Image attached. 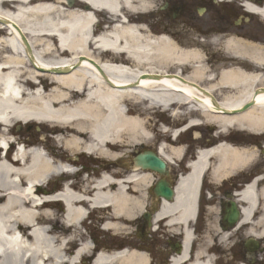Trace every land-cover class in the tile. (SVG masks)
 <instances>
[{
	"label": "bare ground",
	"instance_id": "obj_1",
	"mask_svg": "<svg viewBox=\"0 0 264 264\" xmlns=\"http://www.w3.org/2000/svg\"><path fill=\"white\" fill-rule=\"evenodd\" d=\"M78 3L91 6L93 13L71 7L70 0H0V148L12 150L6 136L14 123L36 122L69 128L65 146L72 153L116 159L120 149L153 141L151 121L142 118L152 111H174L177 119L196 112L217 129V138L233 129L264 136V52L238 39L225 40L221 51L229 62L212 73L199 51L148 33L131 15L138 7L129 0ZM105 22L110 24L106 30L101 26ZM45 76L49 83L38 81ZM188 120V129L201 124ZM158 151L169 163L183 156L180 147L165 143ZM253 153L224 141L200 150L169 211L179 208L184 216L192 215L203 171L209 169L219 181L250 164ZM73 172L39 147L23 145L11 156L0 154V264H77L90 245L66 251L78 235L86 206L109 217L103 230H127L122 225L133 221L137 207L124 183L135 182L134 170L125 173L126 181L117 182L115 190L109 189L113 181L105 174L101 181L82 182L80 191L61 184L56 198L64 206L62 226L56 224L59 205L50 200L55 191L50 184L55 176ZM256 195L252 185L245 190L246 216ZM103 256L94 264L110 261Z\"/></svg>",
	"mask_w": 264,
	"mask_h": 264
},
{
	"label": "flooded vegetation",
	"instance_id": "obj_2",
	"mask_svg": "<svg viewBox=\"0 0 264 264\" xmlns=\"http://www.w3.org/2000/svg\"><path fill=\"white\" fill-rule=\"evenodd\" d=\"M72 1V7H82ZM129 1L138 7L133 13L135 20L152 36L165 38L169 43L201 45L238 39L249 41L255 51L264 52L261 15L264 0ZM188 118L165 120V124L171 129L189 127ZM196 120L201 124L188 129L173 143L172 147L182 149L183 156L168 166L165 174L143 171L133 163L135 182L127 185V193L136 200L137 213L133 221L123 223L130 231L125 237L112 235L88 242L90 250L78 264H93L99 254L110 260L102 264H264V212L260 194L264 190V164L232 169L233 173L219 181L213 180L209 169L203 171L192 201L193 214L186 217L180 209L172 212L168 209L176 206L180 183L191 173L186 170L188 161L195 159L199 150L211 148L217 142L215 129L201 119ZM49 136V153L55 161L75 168L73 175H59V183L91 182L103 174L114 181H125L121 154L112 163L82 152L72 156L65 146L69 128L52 126ZM158 145L155 143L151 151L156 152ZM138 149L133 158L142 153ZM251 185L257 192L256 205L246 216L248 205L243 199ZM110 189L115 190V184ZM107 219L104 214L94 213V227L102 229Z\"/></svg>",
	"mask_w": 264,
	"mask_h": 264
},
{
	"label": "rangeland",
	"instance_id": "obj_3",
	"mask_svg": "<svg viewBox=\"0 0 264 264\" xmlns=\"http://www.w3.org/2000/svg\"><path fill=\"white\" fill-rule=\"evenodd\" d=\"M99 15H102V14H99ZM102 19H103V16H102ZM107 25H109V24H107ZM185 47H187V49H189V48L202 49V51L204 50L207 53L208 50H211L212 52H215V51L218 52L217 48H220L221 46L220 45H217L216 48H215V46H213V48H212V47H210L208 45H205L202 48L199 45H189V46H185ZM220 55H215L214 57L211 58V60H214L215 59L214 61H217V63H218L220 60H222V56H220ZM218 67H219V65H216V66L214 65V68H211L212 69V72L214 73V71H216L218 69ZM167 115H168V112H162V111H156L155 112V111H152V112H149V113L143 115L142 118L144 116H146L147 118H149V120L151 121V124H150V126H148V129L150 131L153 130V132H154V129H156L157 126H159V127L161 126V124H158L157 121L159 123H163L162 119H163V117H166ZM30 125L31 126H34V127L36 126L34 124H30ZM17 126L18 127H21V130H17ZM42 127L45 128V131L48 130V128H49V126H47V125L46 126L42 125ZM161 128H163V126ZM27 129H30V127H28L26 125L22 126L19 123H15L14 126H13V128H12L11 134L10 135L7 134L8 136H6V138H8V139L10 138L11 141H15L16 140L15 142L17 144L19 143V144L26 145V146L28 145L30 147L31 146H33V147H36L37 146V147L42 148L43 147L42 144H44V146H46V147L48 146V142H47L48 138L43 135V132L40 133V132L33 131V128L30 129L29 132H27L28 131ZM170 130H172V129H170ZM235 133L236 132H231L229 134L231 136H233L234 139H238V136H235L236 135ZM154 134L156 135V132H154ZM155 138L151 142H148V143L145 142L144 143L145 144V149H152V147H154V144L155 143L162 144L163 141H164V140L161 141L159 139V136H155ZM244 138H245V136H244ZM40 139H42L44 142H40L39 141ZM248 139H249V141L252 142L250 149H251V151L252 150L254 151V153H253V160H251V161H255V162L264 161V159H262L261 155L259 154L258 148L256 147V146L259 145V143L264 142V136H261L259 138L257 136L255 137L254 135H249V138ZM253 147H255V149H253ZM136 148H137L136 146H132V147H130V149L129 148L128 149H122V150L120 149L119 151H116V153L117 154H120V153L123 154L122 157L124 159L125 165L131 166L130 165V161H131V159H132V157L134 155L133 154V151H135ZM70 183L72 184L73 187L76 188V185L79 186L80 183H82V181H80V182H70ZM51 185H54V184H51ZM57 187L59 188V186H57ZM76 189H78V188H76ZM95 220H98V219L95 218ZM93 224H95V223L89 224V226H90L89 231L90 232L88 230H86V229L85 230H82L83 228L81 227V230L83 231L84 237L87 239L91 235L95 239H102L104 237V234L100 230H98V228L93 227ZM86 231H87V233H86ZM74 247H75V245H72V246H69L68 248L73 250Z\"/></svg>",
	"mask_w": 264,
	"mask_h": 264
},
{
	"label": "water",
	"instance_id": "obj_4",
	"mask_svg": "<svg viewBox=\"0 0 264 264\" xmlns=\"http://www.w3.org/2000/svg\"><path fill=\"white\" fill-rule=\"evenodd\" d=\"M138 164L144 169L149 168L151 170L164 171L165 164L159 160L157 157L151 155H143V157H138Z\"/></svg>",
	"mask_w": 264,
	"mask_h": 264
}]
</instances>
